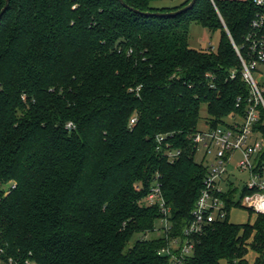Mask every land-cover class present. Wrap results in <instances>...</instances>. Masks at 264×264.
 Listing matches in <instances>:
<instances>
[{
  "label": "trees",
  "instance_id": "16d2710c",
  "mask_svg": "<svg viewBox=\"0 0 264 264\" xmlns=\"http://www.w3.org/2000/svg\"><path fill=\"white\" fill-rule=\"evenodd\" d=\"M124 1L10 0L0 16V264H168L159 250L192 220L207 172L192 142L202 106L212 125L243 111L233 42L244 45L264 6ZM193 22L220 31L215 51L190 46ZM159 134L178 158L157 149ZM156 179L170 208L160 233L159 206L142 202ZM229 216L197 237L186 264H264V214Z\"/></svg>",
  "mask_w": 264,
  "mask_h": 264
},
{
  "label": "built area",
  "instance_id": "2783aa9c",
  "mask_svg": "<svg viewBox=\"0 0 264 264\" xmlns=\"http://www.w3.org/2000/svg\"><path fill=\"white\" fill-rule=\"evenodd\" d=\"M257 6L263 7L264 0H255ZM252 31L246 36L242 47L233 42L242 67L240 74L249 88L247 98H237L236 106L243 111H234L217 125L204 121L193 133L192 142L195 153L201 148L204 155L201 163L207 168L203 187L192 211V220L184 228L182 236L174 237L168 245L159 250V254L168 255V264H186L187 258L194 252L197 237L207 226L229 215L228 199L233 197L240 206L258 214H264V133L259 127L264 119V10L256 12L251 21ZM216 46L210 44L209 50ZM244 51V54L242 52ZM238 75L237 69L229 72V78ZM210 87L215 86V75L207 74ZM140 89V86L137 90ZM137 120L136 115L130 119V125ZM71 127L72 123H68ZM157 149L166 158L175 160L182 150L176 148L164 134L156 138ZM240 158L236 159V153ZM234 166L238 173H247L240 197H235L236 189L230 181L229 167ZM137 190L141 185L135 186ZM146 205H158L161 213L156 229L170 228V208L163 196L159 180L151 185L148 193L142 198ZM6 264H17L12 258ZM23 264H36L27 259Z\"/></svg>",
  "mask_w": 264,
  "mask_h": 264
},
{
  "label": "rangeland",
  "instance_id": "374dc122",
  "mask_svg": "<svg viewBox=\"0 0 264 264\" xmlns=\"http://www.w3.org/2000/svg\"><path fill=\"white\" fill-rule=\"evenodd\" d=\"M178 0H162L155 2V6L157 7H165V6H174L177 4ZM220 39V31H211L208 28L202 26L199 23L193 22L190 28V38H189V44L191 47L196 48V49H208L210 44L214 45L217 47ZM202 114V119L200 121L199 126L202 127L204 124V119L207 117V105L204 104L202 106L201 110ZM204 155V151L200 148L197 153H196V160L198 162L202 161ZM240 158V153H236V159ZM234 166L229 167V172L233 174V176L230 175V181L233 183V187L236 189L235 192V197L238 199L243 191L244 187V181L245 177L247 176V173H238L237 170L236 173H234ZM230 220L235 223H251L254 224L257 214L248 208L242 207V206H234L230 210ZM159 233L158 231H156ZM255 252L250 251L247 255L248 259L250 261L255 260Z\"/></svg>",
  "mask_w": 264,
  "mask_h": 264
},
{
  "label": "water",
  "instance_id": "95a60500",
  "mask_svg": "<svg viewBox=\"0 0 264 264\" xmlns=\"http://www.w3.org/2000/svg\"><path fill=\"white\" fill-rule=\"evenodd\" d=\"M124 5H127L125 3L124 0H120ZM196 0H191V2L189 3V5H187L185 8H183L182 10H179L178 12L180 11H184V10H187L188 8H191L194 4H195ZM9 3H10V0H6V3H5V6L3 7V9L1 10L0 12V16L7 10L8 6H9ZM128 6V5H127Z\"/></svg>",
  "mask_w": 264,
  "mask_h": 264
}]
</instances>
